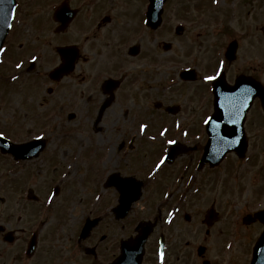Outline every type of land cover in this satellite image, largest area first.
Returning <instances> with one entry per match:
<instances>
[{"label":"flooded vegetation","instance_id":"flooded-vegetation-1","mask_svg":"<svg viewBox=\"0 0 264 264\" xmlns=\"http://www.w3.org/2000/svg\"><path fill=\"white\" fill-rule=\"evenodd\" d=\"M17 1L16 25L20 24L21 28L27 30L33 28L37 22L46 20L41 16L43 5L33 7L37 0ZM60 1L62 0L52 2L56 5ZM67 1L75 12L74 18L65 31L59 34H68L70 39L60 40L56 46L77 45L80 48L82 56L70 77L76 74L77 70L83 69L81 64H88L95 57L98 59L97 64L88 67V72L94 70L98 76L92 90L89 87L88 92L90 101L93 96H97L96 103H93L95 125L93 124L92 129L97 132L103 130L101 123L107 112L114 104L125 103L122 111L124 120L122 124L116 125L117 133L120 132L119 139L114 140L108 148L118 150L122 160L127 163L123 169L107 171L102 178V189L99 192L104 194L99 203L95 204L98 214L92 215V206L88 202L85 221L74 230L62 229L60 235L63 220L58 216V210H45L42 205L23 206L24 214H18L15 220V206H0V264H138L137 259L118 261L122 244L135 238L137 225L142 220L152 223V231L144 245V254L139 264H191L192 258L196 259L197 264H205L204 261L208 264H223L222 258L211 256L223 242L215 232L222 218L221 212L216 208L217 219L208 221L207 208L201 210L196 206L207 191L204 184L206 176L215 179L224 168L223 163L217 166H199L207 142L205 121L216 112L212 108L213 81H205L203 78L216 76L219 72L224 74L228 84H234L240 75H253V61H248L240 67L237 58L232 62L223 58L225 61L221 68L216 53L225 51L230 41L229 35L226 39L219 37L209 44L207 40L198 43L196 39H192L193 36H200L201 32L190 34L191 29H195L199 24L206 25L200 17L191 19V13L187 11L195 0H169L164 7L162 24L157 29L146 27L149 34H175L176 26L182 25L179 36L191 37L188 49L196 50L192 54L193 49H189L181 57L185 58L183 63L178 60L180 55L174 51V46L166 52L167 59L161 63L157 61L155 54L144 50V46L140 44L138 54H129L132 46L137 45L134 38L143 27V13L147 10L149 0ZM48 9L53 10L49 5ZM169 13L178 24H174L173 17L169 18ZM53 22L50 30L59 26L54 20ZM221 31L226 32L223 29ZM71 32L75 38L71 37ZM216 33L213 30V34ZM94 40L97 45L92 51ZM160 47V44L156 45L157 49ZM88 49L95 57L87 55ZM21 58L25 60L24 54ZM7 59L11 65L15 60L13 50L8 52ZM103 64H107L106 70L99 71L98 65ZM181 64L183 67L180 68ZM187 68L194 70H190L188 75H183L182 72ZM101 72L107 76L103 78L97 75ZM94 77L95 74H90L89 77L87 73L81 74V80ZM107 78L116 79L118 86L106 91L103 85ZM110 98L109 105L101 113L103 103ZM222 112L224 110L220 109L217 113ZM130 113L132 118L139 122V128L126 132V118ZM259 117L262 118L259 131H262L264 116L261 110ZM132 118L129 124L134 125ZM141 125L147 127L141 131ZM88 138L93 136L89 134ZM86 143L92 146L97 142L90 139ZM48 144L50 142H47ZM59 144V149L68 147V142L62 141ZM172 146L176 147L172 152L174 157L168 162L166 155ZM57 152L46 147L42 154L52 155L46 159L57 162ZM5 158L14 162L11 154L5 155ZM238 163V158H229L224 169L225 175H233ZM183 183L186 184L183 187L185 189L182 188ZM140 186V199L132 204L128 213L120 217L117 211L120 194L128 189L129 195H135ZM95 189L98 188L95 186ZM108 195L115 197L114 201H110ZM137 204L154 210L148 216H140L135 208ZM192 204L194 207L190 209ZM213 204L215 206V202ZM28 208L31 209L26 211ZM163 208L167 210L165 216ZM53 212L56 221L54 226L47 227V218ZM74 212L75 210L72 212L73 217ZM133 212L136 213L131 217ZM97 216L98 222L84 235L82 229L88 221L87 218ZM198 216L199 221L196 220ZM231 224L232 221L230 226ZM170 228L178 229L175 232L174 247ZM191 230L200 235V240L192 243ZM72 234L74 236L71 240ZM185 235L186 239L181 241ZM178 240L180 246H177ZM201 246L204 248L200 254ZM130 249L135 250L136 246L131 245ZM227 264L236 262L230 257Z\"/></svg>","mask_w":264,"mask_h":264},{"label":"rangeland","instance_id":"rangeland-1","mask_svg":"<svg viewBox=\"0 0 264 264\" xmlns=\"http://www.w3.org/2000/svg\"><path fill=\"white\" fill-rule=\"evenodd\" d=\"M52 1L54 0L36 1L33 7L42 4L44 10L41 11V16L45 17L46 20L37 22L33 28L28 30L21 28L19 31L18 28L17 32L19 31V33L14 40V51L17 52L19 56L23 55V51L19 49V43L22 41L25 42V49L30 46L29 52L24 54L25 58L32 55L37 50L35 53L43 57L40 65H36L31 72H27L25 70L26 67L23 66L20 78L15 81H9L13 82L9 83L8 81H3L1 76H8L10 72H16L14 68L12 69V65L19 58L12 61L11 65H6L7 63L5 60L0 64V131L8 134L12 138L22 139H27V136L28 138L30 136L36 137L45 133V138L50 142L48 145L49 150L58 151V160L57 162L42 161V159L39 158L34 161L33 164L22 167L21 164H12L10 161L0 159V195L7 198L5 203H1L0 201V206H15V220L18 214H24L22 212L24 210L23 206H43L46 203V198L49 199L50 197H47L50 190L49 187H51V185L48 186V184L50 182L59 183L61 181V171L68 170L67 178H69L70 181L64 185L62 192L54 197L50 208L46 209L50 211H59L62 209L68 212L66 214L62 212L58 213V216L63 220L62 228L59 232L60 235L62 229L74 230L85 221L84 217L87 215L86 205L89 200L95 196L96 191L102 189L100 188V183L104 177V172H111L119 168L123 169V166L127 163L125 160H122L118 150L108 148L114 140L119 139L120 132L117 133L116 125L122 124L124 120L122 111L125 103L120 104L118 102L114 104L102 120L101 125L103 130L93 134L90 127L93 126L95 121L93 103H96L97 96L95 98L93 96L90 101L88 100V92L89 87L92 90L93 83L96 82L98 76H96L94 70H89L88 72V67L91 64H93L92 66L97 64L95 61L97 58L95 57L94 60L88 64H81L83 69L77 70L76 74L71 77L64 78L62 82L56 83L57 85L51 82L46 76L48 71L54 67L55 63L59 62V56L55 50L56 44L60 40L70 39V35L68 34L57 35L50 30L54 22L51 20V14L53 12L49 11L48 5L52 3ZM209 2H211V0H209ZM218 4L217 7L213 5L212 7L216 12L219 11V13L223 15L228 14V17L222 18L228 19V25L231 26L233 31H236L239 37L248 35L249 39L252 38L255 45L254 53L253 55L249 53L247 39L245 38L243 40L240 62L241 64H245L248 61H253L254 76L264 81V36L261 31V26L264 23V0H221ZM190 10L189 8L187 9V11L191 13V19L201 18V15L205 16L202 14L201 10H199L196 3L191 6ZM217 17L216 15L215 19ZM139 21L140 17H138V22ZM221 27L222 26H216L214 22H210L209 26L204 28L199 24L195 29H191L190 34H196L198 31L203 34V37L200 38L198 43L206 39L213 40L214 38L210 35L209 29L219 30ZM140 33L141 35H139L138 39L135 38V41L143 43V45H149L154 54L158 57L160 63L164 62L167 56L162 48H156L158 43L173 41L174 44H176L174 51L177 52H181L182 49L188 48L189 46V44H186L189 40H184L186 38L181 37L177 38L171 36V34L157 32L152 36L145 31ZM71 37L75 38L73 32H71ZM10 41L12 40L8 42L10 43ZM96 45L97 42L94 40L92 51H94L93 49ZM34 49L36 50L33 51ZM189 49L192 50L193 48ZM31 50L33 52H30ZM92 51L88 49L87 53L94 57ZM184 51H188V49H184ZM192 52L195 53L196 50L193 49ZM106 67L107 64H103L98 66L97 69L99 71H104ZM84 73H87L88 77L90 74H95V77L88 80H81V74ZM49 87H53L54 92L49 93L47 90ZM259 109L260 105L258 103L249 113L246 122L248 142H250L248 149L250 160L247 164H239V169H243V172L237 169V177L234 178L230 173L225 175V168H223L224 172L217 175L219 177L215 179L206 176L204 184H206L205 189L207 191L204 193L205 196L201 198L196 205L203 210L206 207H210L213 202H215L216 208L222 215L215 232L216 235H219V238H222L223 242L220 245L221 247H218L219 250L215 249V252L213 251L211 256L217 259L222 257L224 261L228 259L223 256L227 253L223 250L224 242L226 239L236 238L230 255L232 261H235L236 264H247L249 262L253 245L264 226L258 220L249 224L243 222L245 216L253 214L260 208H264V127H262V131H259L262 124V118L259 117ZM70 112L76 113L75 119H68V114ZM140 116L142 117V115ZM131 118L132 114L130 113L126 118V132H131L139 128V122L133 118L132 120L135 122L134 125L129 124ZM78 131L83 132V134L76 133ZM89 131L90 135L93 136L92 139L97 142L95 146L99 147L101 150L103 162L100 157L101 153H97V150H94L92 153L90 148H86L85 155L79 161L74 159L73 162H77L71 167L70 159L76 153L78 143L80 141H88L86 135L89 136ZM64 132L68 133L67 135L69 136H64ZM126 134L129 135L130 133ZM68 137H70L71 140L67 144V149H65V147L59 149L60 139L62 138L64 141L68 140ZM138 138L140 139V137ZM107 150L110 151V154L106 152ZM46 156L50 157L52 155L46 154ZM230 157L237 158L234 154H231ZM30 166L40 167L41 172L37 170L36 173H27L24 168L29 169ZM126 171H129L128 168H126ZM186 179L187 178H185L184 181H186ZM210 182H212L211 185H209ZM185 185L186 184L183 183L182 188ZM95 186L98 189H95ZM29 187L34 188L35 192L40 196V201H29L27 198V190ZM99 195H101V192H99ZM114 198L115 197L108 195L110 201H114ZM152 199L155 200L154 197ZM159 199L160 197L158 200ZM142 205L143 204H137L135 207L136 211L140 213V216H148L154 210L145 209ZM74 206L75 208L73 209ZM193 207L192 204L190 209ZM30 209L31 208H28L26 211ZM72 210H75V218L72 216V213H70ZM166 212L167 210L163 208L164 216ZM135 213L136 212H133L131 217H134ZM199 217L200 216L196 219L197 221H199ZM47 220L49 222L45 226H54V222L56 221L55 213H51ZM231 221L232 224L230 226ZM235 221L237 222L235 223ZM177 231L178 229L170 228V233L173 237V247L175 244V232ZM73 236L72 234L71 240ZM186 237L187 235L183 236L181 241L186 239ZM200 238V235L191 230L190 239L192 243L200 240ZM180 245L178 240L177 246ZM191 264H197L195 258L191 259Z\"/></svg>","mask_w":264,"mask_h":264},{"label":"water","instance_id":"water-1","mask_svg":"<svg viewBox=\"0 0 264 264\" xmlns=\"http://www.w3.org/2000/svg\"><path fill=\"white\" fill-rule=\"evenodd\" d=\"M164 2L165 0H152L151 12H149V16L154 15V14L159 16L161 14V8ZM13 9H14V4H5V3L0 2V51L4 43V40L6 38V35L8 34V31L10 29L8 25H11V22H12ZM58 14L61 17V19H63L62 15L60 13ZM150 24H152V21L150 22ZM72 63L73 61L68 60L67 64L65 63L64 65H62L61 67L53 71L51 76L53 78L60 79V77L65 72H69L72 70ZM252 83H254V92L250 95L249 99L252 101V99L255 98L256 96L261 97L262 104L264 107V89H262L260 84L257 82H252ZM244 107L245 105H240L241 109H243ZM217 108H219L218 103L216 105V109ZM246 111L247 110H245V113ZM241 114L242 113H240V115ZM234 130L235 132H233ZM208 131L210 134V140L206 147V154L203 158V164L206 162H210L212 165L216 164L223 158L226 152L231 151V150L237 151L240 156L245 155L247 142L243 135L244 132H242L243 134L241 133V125H238V127L235 126L234 129H228V131H226L225 128L221 129L222 136L220 135L219 132H216L215 128H211L210 130L208 129ZM41 142L42 140H36V141L29 142V143L21 144V145H15L10 142H9L10 144L4 143V141H2V139L0 138V147L4 151L12 152L16 158H25V157H32L34 155H38V153L43 147V145L40 144ZM127 191L129 190L127 189L123 191V193ZM127 197L129 196L123 195V200L126 199V202L129 203V200L127 201ZM256 215L257 217L261 219V221L264 222V210L258 212ZM148 233H149V227H144L141 230L140 235H138L137 237V243L139 242L142 243V248H143V245H144V242H145V239ZM140 238H141V241H139ZM128 252H131V250L127 251V253ZM141 256H142V253L139 254V259H141ZM129 257H131V255ZM130 259L131 258H128L127 260H130ZM252 264H264V231L262 235L260 236L259 240L257 241L256 246L254 248V260Z\"/></svg>","mask_w":264,"mask_h":264},{"label":"snow or ice","instance_id":"snow-or-ice-1","mask_svg":"<svg viewBox=\"0 0 264 264\" xmlns=\"http://www.w3.org/2000/svg\"><path fill=\"white\" fill-rule=\"evenodd\" d=\"M9 27H11V25H8ZM33 59H36L35 57H33ZM223 61H221L220 62V67L221 68H223ZM17 67H20V65H17ZM220 75V73L219 72H217V74H216V76H211V75H209V76H204V80L205 81H214V80H216V78H217V76H219ZM245 92H248V91H251L250 89H246V90H244ZM210 119V118H209ZM206 123L208 122V121H205ZM147 127V125H141V131H143L145 128ZM4 135V133L3 132H0V136H3ZM169 143H175V141H169ZM163 163V161H161V164ZM158 167H159V165H158Z\"/></svg>","mask_w":264,"mask_h":264}]
</instances>
